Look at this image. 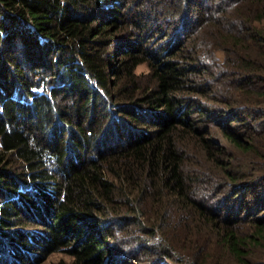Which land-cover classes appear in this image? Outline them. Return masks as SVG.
I'll use <instances>...</instances> for the list:
<instances>
[{
    "label": "trees",
    "instance_id": "16d2710c",
    "mask_svg": "<svg viewBox=\"0 0 264 264\" xmlns=\"http://www.w3.org/2000/svg\"><path fill=\"white\" fill-rule=\"evenodd\" d=\"M263 106L264 0H0V257L264 264Z\"/></svg>",
    "mask_w": 264,
    "mask_h": 264
},
{
    "label": "rangeland",
    "instance_id": "374dc122",
    "mask_svg": "<svg viewBox=\"0 0 264 264\" xmlns=\"http://www.w3.org/2000/svg\"><path fill=\"white\" fill-rule=\"evenodd\" d=\"M142 70H145V66L144 65H140V66H138V68H137V71H142ZM260 109V111H261V113H263L262 115H261V117H257L258 119L256 120L257 121V123L259 124V122H262V121H264V106L263 107H261V108H259ZM237 123V122H236ZM236 123H232L231 124V128H233V129H235V128H237L236 127V125H238V124H236ZM254 127H255V129H258V125L256 124V123H254ZM239 130V129H238ZM39 199H40V196H38V195H36ZM264 196V195H263ZM250 197V195H248V198ZM255 201H258L259 199H254ZM262 200V199H261ZM264 200V199H263ZM229 201H233L232 199L231 200H229ZM221 203L220 202H218V204H216L215 205V208L216 209H218L219 208V205H220ZM21 228V227H20ZM36 227H34V229H35ZM18 230V229H17ZM40 231V230H39ZM22 232L26 235V236H28L29 238L31 237V238H33L34 240V242L35 243H37V245H35L37 248H39V246H38V244H42V242L40 241V238L38 237V235H42L41 234V231L40 232H36V233H32L31 232V229H29V228H24V229H22ZM40 233V234H39ZM10 248V247H9ZM11 249V248H10ZM8 250V251H10L9 252V254H8V252L6 253V254H4L3 253V258L2 257H0V262L1 263H3V264H21V262H20V260L24 263V264H28V262H27V260L30 262L32 259H31V255L29 254V253H26L27 254V256L26 255H23L22 253L21 254H17V257L14 255V252L13 251H11V250ZM0 250H1V248H0ZM21 252V251H20ZM65 253H62V252H52L50 255H47V257H46V255L44 256V254L41 252V253H38L37 255H34V256H36V257H38L39 259H42L43 260V263L42 264H52L53 262H57V261H60L61 259H64V260H66L67 262H69L70 261V257H68L67 255H64ZM22 255H23V257H22ZM119 256L118 255H116L115 253L112 255V257H111V263L112 264H120V262H119ZM161 262V261H160ZM164 262V264H173V263H168V261H163ZM163 262H161V263H153V264H162ZM127 264V263H126Z\"/></svg>",
    "mask_w": 264,
    "mask_h": 264
}]
</instances>
